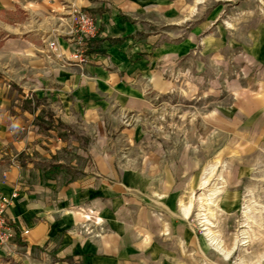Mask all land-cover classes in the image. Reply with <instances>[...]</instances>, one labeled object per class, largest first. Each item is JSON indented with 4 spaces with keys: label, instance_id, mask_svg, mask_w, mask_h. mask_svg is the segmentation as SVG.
Instances as JSON below:
<instances>
[{
    "label": "crops",
    "instance_id": "crops-1",
    "mask_svg": "<svg viewBox=\"0 0 264 264\" xmlns=\"http://www.w3.org/2000/svg\"><path fill=\"white\" fill-rule=\"evenodd\" d=\"M181 7V0H0V14L31 16L0 39V197L15 194L0 264L158 258L161 227L144 204L146 173L126 166L132 158L112 137L129 132L120 116L142 114L150 95L176 88L162 72L175 73L192 42H176L159 21L175 20ZM73 10L96 21L102 40L103 52L83 65L64 64L74 50Z\"/></svg>",
    "mask_w": 264,
    "mask_h": 264
},
{
    "label": "rangeland",
    "instance_id": "rangeland-1",
    "mask_svg": "<svg viewBox=\"0 0 264 264\" xmlns=\"http://www.w3.org/2000/svg\"><path fill=\"white\" fill-rule=\"evenodd\" d=\"M181 1L179 17L159 21L192 42L162 72L176 88L120 116L129 132L112 137L146 173L144 204L161 227L149 264H264V0ZM14 22L31 16L0 14V39Z\"/></svg>",
    "mask_w": 264,
    "mask_h": 264
},
{
    "label": "built area",
    "instance_id": "built-area-1",
    "mask_svg": "<svg viewBox=\"0 0 264 264\" xmlns=\"http://www.w3.org/2000/svg\"><path fill=\"white\" fill-rule=\"evenodd\" d=\"M73 37L72 46L74 50L68 59L64 62L67 65H83L86 63L87 57L84 54L83 45L94 39L98 33V26L96 21L81 10H73L70 14ZM49 46L52 48L55 46L54 43H50ZM15 197L13 193L10 198L0 197V246L8 243L11 233L10 229L6 224L4 217L6 207L10 204V200ZM27 233L26 231L23 232Z\"/></svg>",
    "mask_w": 264,
    "mask_h": 264
},
{
    "label": "trees",
    "instance_id": "trees-1",
    "mask_svg": "<svg viewBox=\"0 0 264 264\" xmlns=\"http://www.w3.org/2000/svg\"><path fill=\"white\" fill-rule=\"evenodd\" d=\"M102 52L103 50L101 48L100 40L93 39L86 42V47H85L86 55L100 54Z\"/></svg>",
    "mask_w": 264,
    "mask_h": 264
},
{
    "label": "bare ground",
    "instance_id": "bare-ground-1",
    "mask_svg": "<svg viewBox=\"0 0 264 264\" xmlns=\"http://www.w3.org/2000/svg\"><path fill=\"white\" fill-rule=\"evenodd\" d=\"M201 199L202 198H198V201H201ZM180 206H181V208L180 209H182V212H183V215H184V217H187L188 215H189V212H190V207H191V203L190 202H188V203H186L185 205L184 204H180ZM202 207L200 206V210H199V212H198V216H200V218H202L206 223H208L209 222V219L208 218H206V214L205 213H203L202 212ZM204 209V208H203ZM204 211H206V210H204ZM208 213V212H207ZM205 214V215H204ZM211 217H212V214H211ZM205 225V224H204Z\"/></svg>",
    "mask_w": 264,
    "mask_h": 264
}]
</instances>
